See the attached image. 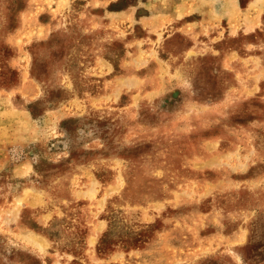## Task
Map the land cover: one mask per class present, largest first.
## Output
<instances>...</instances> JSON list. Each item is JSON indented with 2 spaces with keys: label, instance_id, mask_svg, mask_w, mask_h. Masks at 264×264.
Returning a JSON list of instances; mask_svg holds the SVG:
<instances>
[{
  "label": "rangeland",
  "instance_id": "1",
  "mask_svg": "<svg viewBox=\"0 0 264 264\" xmlns=\"http://www.w3.org/2000/svg\"><path fill=\"white\" fill-rule=\"evenodd\" d=\"M0 264H264V0H0Z\"/></svg>",
  "mask_w": 264,
  "mask_h": 264
}]
</instances>
